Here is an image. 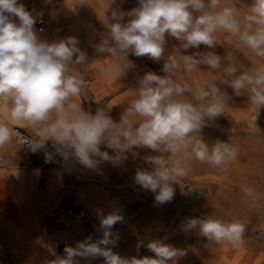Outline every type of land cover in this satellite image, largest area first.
I'll use <instances>...</instances> for the list:
<instances>
[{"label": "rangeland", "instance_id": "1", "mask_svg": "<svg viewBox=\"0 0 264 264\" xmlns=\"http://www.w3.org/2000/svg\"><path fill=\"white\" fill-rule=\"evenodd\" d=\"M54 1L20 0L34 16L44 12L49 17L46 31L38 34L41 42L54 43L74 37L85 54L83 63L69 65L68 75L77 76L83 84L79 96L70 97L66 104H78L90 115L104 111L120 124L121 117L138 96L140 81L148 73L169 76L174 83L188 85L191 91L178 99L197 106L206 107L212 101V97L197 101V90L215 86L219 89L216 99L221 102L222 111L216 117L206 116L204 126L193 135L209 149L217 143L226 144L235 149L236 156L217 166L197 160L190 148L176 155L137 148L139 155L133 157L128 153V159L120 165L101 162L97 168L89 169L70 157L64 158L66 167L61 170L55 164L43 165L13 135L9 143L0 147V264H45V261L51 264L56 257L63 258L65 253L59 245L62 234L52 230L47 212L59 201L69 202L74 194L99 222L98 211L103 216L123 217L112 228L119 236L113 251L122 257L155 258L146 245L160 240L186 253L169 264H264V106L252 103L249 87L237 95L230 86L238 76L253 74L264 67V57L257 56L240 40L239 34L224 29H217L213 34V47L201 44L186 50L183 41L166 34L165 50L159 61L119 50L99 52L97 49L108 36V25L116 22L112 14L116 13L119 21L126 24L127 13L138 7V0H59L55 8ZM209 2L205 0L206 5ZM254 3L255 0H219L215 9L206 7L205 11L215 13L225 7L234 8L243 31ZM256 27L253 24L251 31ZM109 46L115 47L114 42ZM206 55L219 56V66L213 69L200 63L188 72L180 61L179 69L172 73L163 71L169 57L179 60L182 56H193L200 60ZM112 65L121 66L123 74L109 75L107 69ZM233 66L236 72L229 75L226 69ZM10 107V99H0V123L52 142L42 135L40 125L14 124L8 116ZM101 150L113 154L104 146ZM156 156H162L169 165L181 159L187 170L185 176L171 181L175 189L173 200L161 205L155 201L156 193L135 182L138 169L152 170L146 158ZM44 167H48L47 171H43ZM63 178L67 182L64 187L61 186ZM201 188L206 191L193 194V190ZM191 219L238 221L245 226L242 243L233 247L227 241L216 242L205 237L199 225L185 231L184 226ZM65 233L72 247L89 237L93 241L102 238L96 224L92 232L74 224ZM77 259L79 264H105L102 257Z\"/></svg>", "mask_w": 264, "mask_h": 264}, {"label": "clouds", "instance_id": "2", "mask_svg": "<svg viewBox=\"0 0 264 264\" xmlns=\"http://www.w3.org/2000/svg\"><path fill=\"white\" fill-rule=\"evenodd\" d=\"M218 3L219 0H210L208 5L205 0H138V7L127 13L129 20L126 24L119 21L116 13L112 14L116 22L108 25V36L97 51L115 53L119 50L159 61L165 50L166 34L183 41L186 50L198 48L201 44L213 47V34L217 29H224L239 34L240 40L257 56L264 57V0H255L247 16L249 23L243 31L234 8L225 7L215 13L205 11L206 7L215 9ZM196 12L200 15L194 17ZM37 23V18L20 0H0V99H10L8 116L14 124L27 122L41 126L42 135L53 142L54 152L45 154L47 161H52L53 156L59 154L65 159L73 157L84 167L95 169L101 162L120 165L128 159V153L138 156L137 148L173 155L190 148L197 160L217 166L235 158V149L228 145L217 143L209 149L206 143L193 135L204 126L206 116L216 117L222 111V104L216 99L219 89L215 86L209 90H197V101L212 97L206 107L197 106L178 99L191 91L188 85L174 83L169 76L148 73L140 81L138 96L121 117L120 124L104 111L90 115L78 104H66L70 97L79 96L83 84L82 79L68 75L69 65L83 63L85 54L74 37L54 43L41 42ZM253 24L257 27L251 31ZM110 42H114L115 47L109 46ZM180 61L185 70L191 72L200 63L217 68L220 57L206 55L197 60L193 56H182L178 60L173 56L163 65V71L172 73L179 69ZM123 71L119 65L107 69L109 75L114 72L123 74ZM226 72L232 75L236 68L229 67ZM230 86L237 95L241 89L249 87L252 103L264 106V67L253 74L238 76ZM13 135L20 133L0 123V147L9 143ZM101 146L111 149L113 154L102 151ZM42 147L44 144L36 143L32 150ZM145 162L152 166V170L138 169L135 182L156 193L158 205L172 201L175 189L171 181L187 174L184 162L176 159L169 165L162 156L148 157ZM98 216L102 238L93 241L89 237L75 247H66L65 256L56 257L51 264H79L77 258L94 260L101 257L105 264H169V261L186 255L183 250L154 240L146 247L155 254V258L122 257L113 251L119 236L112 232V228L122 222L123 217L117 214L103 216L99 211ZM197 225L205 237L216 242L227 241L233 247L242 243L245 226L238 221L225 223L219 219H191L184 230Z\"/></svg>", "mask_w": 264, "mask_h": 264}, {"label": "built area", "instance_id": "3", "mask_svg": "<svg viewBox=\"0 0 264 264\" xmlns=\"http://www.w3.org/2000/svg\"><path fill=\"white\" fill-rule=\"evenodd\" d=\"M35 17L38 20V23L36 24L37 35L42 34L46 31L49 25V17L43 13H39ZM12 129L14 132L20 133V135H16L20 143L27 149L29 153L39 157L43 165L47 163L55 164L58 165L61 170L65 169L66 164L64 158L59 154H55L52 161L46 160L45 154L54 152L53 142L50 143L43 138L29 136L28 134L21 132L17 127ZM36 143H42L44 144V147L33 151V145ZM47 169L48 167H44L43 171H47ZM66 184V179L63 178L61 181V186L64 187ZM47 217L52 230L62 234L59 240V245L63 250L66 247H72V242L65 233L71 225H82L85 229L91 232L94 231V224L100 227V222L94 218L90 208L84 202H82L76 194L73 195L69 202L59 201L54 204L48 210Z\"/></svg>", "mask_w": 264, "mask_h": 264}, {"label": "water", "instance_id": "4", "mask_svg": "<svg viewBox=\"0 0 264 264\" xmlns=\"http://www.w3.org/2000/svg\"><path fill=\"white\" fill-rule=\"evenodd\" d=\"M205 191H206L205 188L196 189V190H193V194H198V193H202V192H205Z\"/></svg>", "mask_w": 264, "mask_h": 264}, {"label": "crops", "instance_id": "5", "mask_svg": "<svg viewBox=\"0 0 264 264\" xmlns=\"http://www.w3.org/2000/svg\"><path fill=\"white\" fill-rule=\"evenodd\" d=\"M58 2H60V1L59 0L54 1L53 4H52V6L55 8V6L58 4ZM39 13H43L44 14V12H38L37 14H39Z\"/></svg>", "mask_w": 264, "mask_h": 264}, {"label": "bare ground", "instance_id": "6", "mask_svg": "<svg viewBox=\"0 0 264 264\" xmlns=\"http://www.w3.org/2000/svg\"><path fill=\"white\" fill-rule=\"evenodd\" d=\"M8 126V125H7ZM9 127V126H8ZM10 128H12V127H10Z\"/></svg>", "mask_w": 264, "mask_h": 264}]
</instances>
